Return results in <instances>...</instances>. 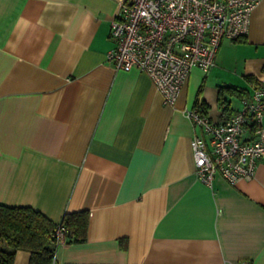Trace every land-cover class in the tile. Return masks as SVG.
Segmentation results:
<instances>
[{"label":"crops","instance_id":"crops-1","mask_svg":"<svg viewBox=\"0 0 264 264\" xmlns=\"http://www.w3.org/2000/svg\"><path fill=\"white\" fill-rule=\"evenodd\" d=\"M117 0H0V204L54 222L86 210L85 237L54 264H264V159L235 185L195 174L186 110L226 118L264 78V0L174 103L150 76L116 69ZM244 90L219 99L221 86ZM199 102L200 106L196 103ZM70 240V241H69ZM18 249L13 264H28Z\"/></svg>","mask_w":264,"mask_h":264},{"label":"built area","instance_id":"built-area-1","mask_svg":"<svg viewBox=\"0 0 264 264\" xmlns=\"http://www.w3.org/2000/svg\"><path fill=\"white\" fill-rule=\"evenodd\" d=\"M109 25L114 47L107 57L116 69L136 68L154 82L162 101L173 104L194 67L206 72L224 38L247 33L258 0H117ZM188 118L200 128L190 140L195 174L210 186L216 175L235 185L254 176L264 159V78L240 98L226 118L213 121L193 107ZM68 230L58 224L55 244L67 242ZM51 264H54L53 261Z\"/></svg>","mask_w":264,"mask_h":264},{"label":"trees","instance_id":"trees-1","mask_svg":"<svg viewBox=\"0 0 264 264\" xmlns=\"http://www.w3.org/2000/svg\"><path fill=\"white\" fill-rule=\"evenodd\" d=\"M225 92L237 96L244 94L243 89L221 86L219 99L226 109L229 104L224 99ZM87 221L86 210L66 212L56 223L31 206L0 204V264H13L18 249L30 252L28 264H51L57 246L55 230L58 224L66 227L70 240H81L85 237Z\"/></svg>","mask_w":264,"mask_h":264}]
</instances>
